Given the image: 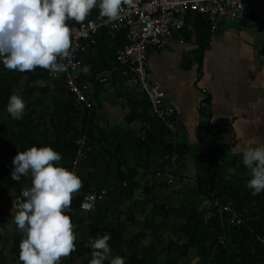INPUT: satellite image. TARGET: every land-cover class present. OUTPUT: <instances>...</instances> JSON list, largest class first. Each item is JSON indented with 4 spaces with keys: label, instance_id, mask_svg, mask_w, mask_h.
I'll return each instance as SVG.
<instances>
[{
    "label": "crops",
    "instance_id": "1",
    "mask_svg": "<svg viewBox=\"0 0 264 264\" xmlns=\"http://www.w3.org/2000/svg\"><path fill=\"white\" fill-rule=\"evenodd\" d=\"M247 2L251 14L223 27L215 42L209 41L208 29L200 30V26L196 29L187 23L184 31L189 37L182 35L183 43L176 35L164 49L149 51L147 69L150 82L165 92V101L175 109L171 121L176 124L177 133H172L168 123L154 117L151 110L149 114L165 128V143L185 147H181L182 156L177 162V170L173 169L177 176L174 183H167L162 174L154 172L159 163L155 154L160 153L154 148L146 155L135 156L140 160L154 157V163L149 164L153 166L149 170L139 169L136 180L140 186L135 190L134 197H126L124 202L118 203L113 195L107 194L106 200L92 211L90 223L102 216L109 217L116 225L118 222L124 225L126 241L130 243L125 249L126 263H131L130 257L137 260L144 258L147 264H181L182 259H186L177 258L180 250L169 248V244L182 238L179 227L183 221L176 216L177 210L188 208L196 202L205 207L211 201L200 195L195 196L199 166L196 156L202 146L217 143L229 149V156L225 160L230 162L237 156L241 158L247 147L264 143V0ZM126 44L125 39L120 48ZM102 53L104 51L101 52L97 46L89 50L86 58L83 57L86 69L80 74L82 81L88 85L87 98L93 99L96 107V125L108 133L116 128L124 129L134 138L146 137L150 132L153 135L157 133L155 140L159 141L161 126L146 122L143 110L137 105L141 101L139 98L145 94L126 86V95H117L110 83L113 93L105 87L103 90L94 89L89 61L98 64L105 57ZM115 65L113 69L99 73L109 72L110 77H124L122 69ZM103 159L100 155L98 161L101 164L93 168L89 165L79 168L77 174L83 183L85 178L94 176L95 169L99 172L98 177L103 179L108 172ZM110 175L109 178H113ZM98 177L94 178L99 181ZM114 184L112 187L116 188L117 194L125 183L121 185L117 181ZM177 195L178 201L175 199ZM182 197L189 199L185 198L182 202ZM0 200V217L6 224L0 225V251L8 264H21L19 244L22 233L17 230L12 216L14 193L4 187L0 190ZM161 206L171 208V215L166 217L161 214ZM129 211L134 219L128 218ZM167 227L170 231L166 230ZM15 250L18 252L14 255ZM191 253L196 254V251L191 250L189 255ZM112 255L115 254L112 252ZM73 264L86 263L78 259Z\"/></svg>",
    "mask_w": 264,
    "mask_h": 264
},
{
    "label": "trees",
    "instance_id": "2",
    "mask_svg": "<svg viewBox=\"0 0 264 264\" xmlns=\"http://www.w3.org/2000/svg\"><path fill=\"white\" fill-rule=\"evenodd\" d=\"M97 13L98 9L94 8L85 21L77 23L71 20L68 23L82 24L94 18ZM187 23L194 25L196 29L200 26V30L209 28V24L202 20L200 15H188L186 26ZM100 33L97 47L101 52L104 51L102 56L105 57L100 59L98 64L89 61V66L93 71L91 77L94 80V89L103 90L106 84L97 81L96 75L102 70L113 69L115 64L119 67L116 51L125 43L126 38L124 34L112 38L105 29ZM185 36L189 37L187 34ZM86 55L87 53L83 57L86 58ZM109 80L117 95H126L128 89L125 77L111 75ZM13 93L22 96L26 102L25 114L20 120L13 119L6 111L8 98ZM139 99L141 101L137 105L143 110L146 122L160 125V121L149 114L150 105L146 95ZM89 101L93 103V99ZM95 109V106L87 108L86 104L78 102L62 79L51 77L48 69L37 67L32 71L20 72L9 70L0 63V190L8 187L15 198L20 196L22 188L31 184L30 175L22 176L20 181L11 179V171L14 167L12 160L17 152L34 144L51 145L54 150L61 153L60 163L69 168L76 156V140L80 135L86 136L91 149L81 161L79 168H86L88 165L93 168L100 165L98 158L101 155L104 158L102 163H106L108 171L102 179L98 177L99 172L95 169L94 176L85 178L83 183L85 189L110 188V191H107L108 195H113L118 203L124 202L126 197L129 199L134 197L135 190L140 186L136 180L139 169L149 170L153 167L149 164L154 163L152 161L154 157L148 156V160H140L135 156L146 155L147 151L151 152L154 148L160 150L159 154H155L159 162L155 166L156 173L174 154L178 155V161L181 158V147L185 146L165 143L163 138L167 133L162 124L158 133L159 141L155 140L157 133L153 135L152 132L147 133L143 138H134L120 128L108 133L96 125ZM229 153V149L216 143L202 146L196 156L199 166L195 196L200 195L211 201L205 207L196 202L190 207L187 206L188 208L177 210L176 216L183 221L179 227L182 238L179 242L169 244V248L180 250L177 258L187 257L190 251L194 250L202 259H200L202 264H264V247L261 244V240H264V192L252 194V189L247 187L250 170L243 164L240 156L230 162L226 161L225 158ZM176 170L177 168L174 171ZM109 174L113 178H109ZM95 176L99 181L94 178ZM117 181L121 185L125 183V186L116 194V188L112 186ZM213 198L218 199L220 205L232 202L243 215L244 223L240 226H232L227 216L220 218L216 207L214 208L212 204ZM80 202L81 198L74 200L69 213L77 233L75 241L77 247L66 260V264H73L78 259L88 264L92 251L87 246L88 241L97 234L103 235L105 232L111 234L108 243L112 252L124 256L125 264H147L144 258L137 260L136 257H130L131 263H126L125 249L130 243L126 241L124 225L120 222L116 225L109 220V217L102 216L98 220L93 218L94 222L90 223L92 212H82ZM172 211L171 208L161 206L160 212L166 217L171 215ZM209 212L214 213L210 220L207 218ZM127 214L128 218L134 219L131 211ZM1 222L2 219L0 224ZM17 241L18 239L15 240L16 243ZM17 252L15 250L14 255ZM0 264H8L1 251ZM105 264H109V261H105Z\"/></svg>",
    "mask_w": 264,
    "mask_h": 264
},
{
    "label": "clouds",
    "instance_id": "3",
    "mask_svg": "<svg viewBox=\"0 0 264 264\" xmlns=\"http://www.w3.org/2000/svg\"><path fill=\"white\" fill-rule=\"evenodd\" d=\"M130 2L0 0V63L20 72L37 67L63 72L73 45V30L68 21L83 22L94 8L99 9L100 16L115 21L120 18L122 6ZM25 109L22 96L15 93L9 96L6 111L13 119H22ZM61 160V153L51 145L34 144L13 157L11 179L31 177L30 186L22 188L20 196L13 200V221L22 233L21 264H60L62 257L77 247V233L69 213L72 197L82 188L83 181L74 169L63 166ZM242 162L250 170L247 187L252 189V194L264 192V143L247 147ZM110 238L107 232L90 238L87 246L92 251L88 264H105V261L125 264L124 256L112 255Z\"/></svg>",
    "mask_w": 264,
    "mask_h": 264
},
{
    "label": "built area",
    "instance_id": "4",
    "mask_svg": "<svg viewBox=\"0 0 264 264\" xmlns=\"http://www.w3.org/2000/svg\"><path fill=\"white\" fill-rule=\"evenodd\" d=\"M248 0H131L122 6L120 18L110 21L98 13L94 18L79 25H72L73 45L71 56L64 63L67 65L63 72L53 73V78H61L66 87L78 102L86 104L87 108L94 106L86 95L88 85L80 77L81 71L86 69L83 55L94 49L102 29L107 30L112 38L124 34L127 44L116 51V61L126 78V85L146 95L151 113L162 122L168 123V129L177 133L176 124L171 119L175 116V109L165 101V92L150 82L147 60L152 49H164L169 40L176 35L180 36V42H184L182 32L186 26L188 15H200L201 19L209 24L208 36L211 43L215 42L218 35L226 25L234 24L239 18L249 16L251 8ZM69 60L71 61L69 63ZM109 72H101L96 75V80L108 83ZM206 105V104H205ZM207 106V105H206ZM77 151L69 169L76 173L81 161L90 151L85 135H80L77 140ZM178 155L168 158L165 166L159 171L166 182L174 183L177 176L173 169L177 168ZM125 186V184H124ZM107 190L85 189L83 184L79 192L72 197L70 209L74 200L81 198L80 210L85 213L92 212L97 205L107 198ZM212 204L220 218L227 216L232 226H240L244 223V217L233 206L232 202L220 205L218 199L213 198ZM87 205L88 207H85ZM214 213L207 215L208 219ZM1 219V217H0ZM264 247V240H261ZM70 255L62 257L60 264H65Z\"/></svg>",
    "mask_w": 264,
    "mask_h": 264
},
{
    "label": "rangeland",
    "instance_id": "5",
    "mask_svg": "<svg viewBox=\"0 0 264 264\" xmlns=\"http://www.w3.org/2000/svg\"><path fill=\"white\" fill-rule=\"evenodd\" d=\"M105 88L108 89L109 91H111V93H113V90H114V89H113V87L110 86L109 84H108V85L106 84ZM185 194H187V193H185ZM177 196H178V195H177ZM178 198H179V196L175 198L176 201H178ZM185 198H188V197H182V199H180V201L182 200V202H184V201H185V200H184ZM188 199H189V198H188ZM0 225L5 226L6 224H5L4 221H2ZM1 229H4V227H1ZM166 230H167V231H170L169 227H167ZM200 259H201V258L198 257L196 254L191 253L188 257H186V259H182L181 264H202V263H201V260H202V259H201V260H200Z\"/></svg>",
    "mask_w": 264,
    "mask_h": 264
},
{
    "label": "bare ground",
    "instance_id": "6",
    "mask_svg": "<svg viewBox=\"0 0 264 264\" xmlns=\"http://www.w3.org/2000/svg\"><path fill=\"white\" fill-rule=\"evenodd\" d=\"M172 155V154H171Z\"/></svg>",
    "mask_w": 264,
    "mask_h": 264
}]
</instances>
